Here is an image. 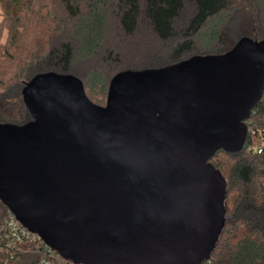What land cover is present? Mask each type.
<instances>
[{
    "label": "water",
    "instance_id": "95a60500",
    "mask_svg": "<svg viewBox=\"0 0 264 264\" xmlns=\"http://www.w3.org/2000/svg\"><path fill=\"white\" fill-rule=\"evenodd\" d=\"M264 95V40L160 70L126 72L106 106L72 76L23 90L32 120L0 124V200L73 264H202L225 226L210 163L241 151Z\"/></svg>",
    "mask_w": 264,
    "mask_h": 264
},
{
    "label": "trees",
    "instance_id": "16d2710c",
    "mask_svg": "<svg viewBox=\"0 0 264 264\" xmlns=\"http://www.w3.org/2000/svg\"><path fill=\"white\" fill-rule=\"evenodd\" d=\"M0 1L3 9L0 23V106L10 105L11 98L8 96L11 94L23 110L20 118L10 119L2 115L0 108V124L23 125L32 120L23 101V90L36 76L54 73L81 80L73 66L76 59H86L98 53L111 28L110 23L112 26L114 23L113 27H118L127 36H134L142 24L148 23L161 41L167 45L173 41L176 43L172 45L166 63L125 67L110 80L103 81V93L107 94V99L111 81L118 74L160 70L194 57L222 55L243 38H239L231 47L221 46L224 38L219 17L227 7L226 0ZM252 2L259 12H264V0ZM187 5L192 7L193 13L188 28H181L184 32L181 36L186 38L182 40L177 31ZM112 14L115 15V22L111 21ZM258 22L262 25L258 38L264 40L263 16L259 17ZM207 26L209 33L205 38L209 48L205 50L208 52L204 49H199L203 52H196L194 34L198 36ZM4 31H7L5 44L2 43ZM190 31L193 33L190 34ZM189 34L193 38L187 39ZM215 42L217 46L212 47ZM83 85L85 92H88L89 87L84 82ZM263 142L264 95L248 120L242 150L227 152L221 149L210 160L227 182L226 216L217 246L210 259L202 264H264V153L248 152L249 146ZM220 154H224V170L217 161ZM9 214L8 207L0 200V264H42L43 258L50 259L48 250L51 248L43 241L11 244L4 231ZM57 260L58 264L72 263L55 252V258L51 261Z\"/></svg>",
    "mask_w": 264,
    "mask_h": 264
},
{
    "label": "rangeland",
    "instance_id": "374dc122",
    "mask_svg": "<svg viewBox=\"0 0 264 264\" xmlns=\"http://www.w3.org/2000/svg\"><path fill=\"white\" fill-rule=\"evenodd\" d=\"M226 2L227 7L222 11L219 17V20L222 22V28L220 29L225 39V44L223 39V45L221 46H223V48L231 47L232 44L241 37H250L254 40L260 39L258 36L260 37L262 33L260 28L262 25L258 22V19L261 16L264 18V12H259L252 0H226ZM111 9L112 6L109 10ZM2 13L3 9L0 1V23L3 20ZM192 13V7L187 5L185 12L181 16V20H179L180 24L177 22V24H179L177 32L180 33V36L184 33L182 29L188 28V21ZM260 13L262 14L261 16ZM111 17V21L115 22V15L112 14ZM182 23L185 25L182 26ZM109 26H111V28L98 53L86 59H76L73 65L75 71L80 75L81 80L89 87V90H86L88 91L86 92L88 97L99 106H106L107 104V94L103 93V81L110 80L117 71L125 67L166 63L169 59V53L173 47L172 45L176 43L173 41L172 44L170 43L167 45V43L161 41L148 23L142 24L138 33L134 36H127L118 27H113L114 23L113 26L112 23H110ZM192 33L193 32L190 31V34ZM208 33L209 28L207 26L198 36L194 34L196 52H208L209 44L207 45L208 40L205 38ZM190 34L187 36V39L193 38V35L191 36ZM2 36V43L5 44L7 41V31H4ZM185 39V37H182V40ZM178 40L179 39H177V41ZM257 41H262V39ZM215 44L217 46L215 42L212 47ZM199 49L204 50L200 51ZM8 98H11L10 105L6 107L2 104L0 106L2 115L10 119L20 118L23 114V110L19 101L17 99H12L13 96L11 94H9ZM217 161L220 162L224 170V154H220L217 157Z\"/></svg>",
    "mask_w": 264,
    "mask_h": 264
},
{
    "label": "built area",
    "instance_id": "2783aa9c",
    "mask_svg": "<svg viewBox=\"0 0 264 264\" xmlns=\"http://www.w3.org/2000/svg\"><path fill=\"white\" fill-rule=\"evenodd\" d=\"M246 124L248 126V120L246 121ZM248 152L254 153V154H262L264 153V142L260 145L258 144H252L248 147ZM4 231L5 236L9 238L12 245H20L27 242H37V241H43L37 234L32 233L27 228L23 226V224L13 215L12 213L9 214L7 217L5 224H4ZM48 254L50 259L55 258V251L50 249L48 250ZM50 259L43 258L41 261L42 264H58L55 261H51ZM73 264V263H71Z\"/></svg>",
    "mask_w": 264,
    "mask_h": 264
}]
</instances>
